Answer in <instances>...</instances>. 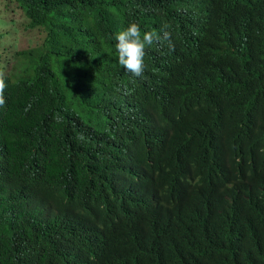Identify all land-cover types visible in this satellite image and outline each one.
<instances>
[{
	"label": "trees",
	"instance_id": "16d2710c",
	"mask_svg": "<svg viewBox=\"0 0 264 264\" xmlns=\"http://www.w3.org/2000/svg\"><path fill=\"white\" fill-rule=\"evenodd\" d=\"M16 1L25 25L43 29L45 35L38 46L18 52L17 75H6L0 147L19 139L27 154L19 165L18 195L4 192L8 186L0 163V245L19 232L33 243L32 264H59L65 252L87 237L96 239L101 226L108 234L122 229L121 195L136 188L141 192L132 213L136 218L145 213L157 183V174L149 173L150 154L162 171L178 149L201 159L230 150L248 157L247 172L255 182L263 180L264 11L261 22L250 12L255 26L250 31L238 20L226 32L205 5L212 0ZM130 20L161 34L169 30L174 45L190 24L224 35L231 64L217 65L215 92L188 70L202 65L199 51L183 48L171 54L167 42L150 47L142 76L126 71L116 60L113 34ZM167 62L183 64L179 75L195 96L190 108L175 114L163 111L156 92L150 93L156 70ZM159 117L174 118L175 124L164 133L162 151L153 139L134 133H157L160 127L154 129L144 119ZM127 141L137 159L126 169L102 165L91 179L81 180L58 173L61 164L72 160L85 169L103 151ZM29 203L36 209L26 211ZM209 209L238 215L223 222L221 235L204 251L179 264H264V191H252L243 205L209 201Z\"/></svg>",
	"mask_w": 264,
	"mask_h": 264
},
{
	"label": "clouds",
	"instance_id": "9594fccd",
	"mask_svg": "<svg viewBox=\"0 0 264 264\" xmlns=\"http://www.w3.org/2000/svg\"><path fill=\"white\" fill-rule=\"evenodd\" d=\"M205 5L210 10L212 20L226 32L238 20L250 31L255 27L250 20V12L255 11L261 22L264 11V0H212ZM128 22V26L117 28L113 34L118 54L116 60L126 71L136 77L142 76L150 47L167 42L168 48L173 49L171 54L183 48L199 51L202 65H190L188 68L192 69L188 70L194 72L195 80L208 84L215 92L217 65L231 64L229 52L223 49L224 35L204 31L200 24H190L184 27L178 43L174 45L169 30L161 34L144 27L138 20ZM169 27L164 26L165 29ZM18 52L14 58L20 62ZM182 69L183 64L167 62L164 68L156 70L150 93L156 92L158 106L169 114L190 108L195 100L188 80L179 75ZM2 70L0 67V107L6 104V75H17L19 68L12 65L6 73ZM144 120L154 129L158 125L159 131L146 136L134 133L143 140L153 139L162 151L166 142L164 133L174 127V118ZM26 154L27 146L19 139L0 147V163L8 186L4 192L8 195L19 194V165ZM147 157L152 159L149 173L157 174L158 178L146 202L145 213L136 218L132 215L135 202L141 195L138 188L133 193L122 194L117 208L124 223L123 228L108 234L100 224L96 239L87 237L78 247L65 252L59 264H179L185 257L204 251L208 242L221 235L223 222L238 215L234 211L213 213L209 209V201L243 205L252 191H264V174L260 183L255 182L247 172L246 161L251 160L238 152L219 150L216 156L201 159L178 149L166 160V167L162 171L159 164L154 163L152 154ZM136 159L135 147L127 141L106 149L85 169L72 160L61 164L58 173L73 180L91 179L102 165L113 171H121L130 167ZM34 209L32 203L26 205V211ZM33 249L30 240L15 232L5 244L0 245V264H32Z\"/></svg>",
	"mask_w": 264,
	"mask_h": 264
},
{
	"label": "rangeland",
	"instance_id": "374dc122",
	"mask_svg": "<svg viewBox=\"0 0 264 264\" xmlns=\"http://www.w3.org/2000/svg\"><path fill=\"white\" fill-rule=\"evenodd\" d=\"M25 24L16 0H0V67L5 73L12 65L20 67V62L14 58L17 51L38 46L44 38L43 29Z\"/></svg>",
	"mask_w": 264,
	"mask_h": 264
}]
</instances>
